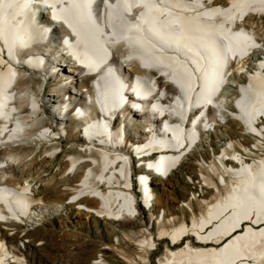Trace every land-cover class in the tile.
Listing matches in <instances>:
<instances>
[{"label":"bare ground","instance_id":"obj_1","mask_svg":"<svg viewBox=\"0 0 264 264\" xmlns=\"http://www.w3.org/2000/svg\"><path fill=\"white\" fill-rule=\"evenodd\" d=\"M222 1L0 0V235L6 241L0 239V264H27L30 249L46 243L35 244L31 230L73 206L116 225L142 223L144 254L133 264H149V248L167 238L173 243L157 264H264V122L255 125L264 114V59L248 71L255 50L264 51V0ZM247 72L230 109L225 92L236 74ZM129 96L137 110L128 112L125 131L133 121H144L145 128L134 131L138 141L129 145L126 137L122 145L113 115L119 98ZM77 100L84 104L79 118L91 142L79 151H58L62 132L73 138L68 122L78 124L70 115ZM96 113L98 119H91ZM220 117L225 125L228 118L244 123L256 142L245 146L232 139L222 154L201 162L200 189L183 201L191 222L154 234L149 219L159 225L167 213L152 209L159 202L149 179L170 178L197 138L207 142L205 136L219 131ZM147 127L153 134L144 138ZM65 151V162L49 172ZM150 151L160 158L146 159L151 172H138L145 183L135 192L133 153ZM45 154L51 158L38 161ZM233 158L239 163L228 160ZM59 178L70 201H49L39 191V183ZM204 186L216 189L215 197L204 195L206 208L197 215L193 200L206 192ZM150 202L147 212L143 203ZM186 237L194 240L174 247Z\"/></svg>","mask_w":264,"mask_h":264},{"label":"rangeland","instance_id":"obj_2","mask_svg":"<svg viewBox=\"0 0 264 264\" xmlns=\"http://www.w3.org/2000/svg\"><path fill=\"white\" fill-rule=\"evenodd\" d=\"M222 3L226 4L227 0H223ZM262 41L264 42V39H262L261 42ZM252 57L253 58H251L248 63L249 72L255 71L259 59H264V51L255 50ZM249 72L243 73L242 75L236 74L234 80L231 81V86L225 92L228 97V108L234 109V98L240 93L237 85L246 83L249 80ZM51 81L52 83H55L54 79ZM220 118H222V120L224 119L223 117ZM72 120L73 119H70L68 124H72L70 125L71 127H69V130L70 134H73H71L73 138L71 140H66L65 137H63L61 141L59 140L60 142L58 141V143H55L60 145L57 149L58 151L60 149H69V152L71 153L72 151H79L82 149L81 144H87L85 139L81 136L80 121L77 120L78 124L75 125V122H72ZM228 120V124L225 125L226 123H223V126L218 132L212 131L209 137L205 136L204 138L207 142H201L200 145L198 144L197 148L191 152L192 154L188 155L187 161L184 165L180 169L175 170L170 178H155L153 180V189L156 193V199H158L159 202L155 205L154 212H163V209H165L167 213V220L159 225H156L149 219L154 234H156V231L161 227L171 229L182 220L191 222L193 214L188 208L183 206V201L186 200V198L188 199L187 194L190 193L193 188L200 189L199 185L202 183H199L197 179L200 178L201 180V162L208 160L209 163L215 157L216 153L222 154L225 144L232 139L239 141L243 145L246 142L245 146H252L254 142H256V137L252 134L250 135V132H248L244 123L232 118H228ZM131 124H129V127L127 128V133L131 139H138V136H135L136 134L134 131H136V129H138L137 131L144 129L145 123L144 121H133ZM240 146L239 143L236 144L237 150L243 149L242 146ZM67 154L68 151L62 152L59 158L53 161V167L49 172L56 170L58 164H63L65 162L64 160L68 158ZM42 158L50 159L51 156L48 154L39 156L38 161ZM65 170L66 168L63 172ZM178 171L180 172L178 173ZM83 172L84 171H82L80 175L72 178L71 183L77 182ZM189 175L194 177V182L190 180ZM61 176L62 174L59 175V177ZM62 183L63 181H61V179L51 185L39 183V191L49 201L60 199L70 201V199H68L69 193L61 191V189L64 188ZM204 187L205 188L202 192H205V190L206 192L199 196V199L193 200V211L197 215H200L206 208L204 201H200L202 197L205 195L203 198L208 201L211 199L213 200L215 197L214 194L216 189L207 188V186ZM134 191L136 192V190ZM223 194H226V190H223ZM85 201L89 204H95V201L88 199H85ZM171 214L176 216L175 221L172 220V216H170ZM146 216H148V213H145V217ZM168 216H170V222ZM145 217L143 214V219L146 221L148 217ZM116 224L115 221L112 222L111 220L99 218L96 215H89L85 212L80 213L74 206L69 207L65 212L55 214L48 218L44 226L31 230L30 236L31 239L36 241H34L35 244H40L42 239H44L46 243L33 246L30 249V254L27 255V264H99L98 260L100 259V255H102L106 264H133L134 258L138 257L140 254H144L140 251L141 246L139 242L140 238L145 235L143 234L144 226L139 222L137 224H133L132 222H128L127 224ZM45 230L51 233L50 237L45 235ZM188 238L194 240L192 237H186L174 247L180 246V244H186ZM170 242L173 243L168 238L158 242L157 249L150 251L148 255L151 262L149 264L158 263H156V258L165 255L166 248Z\"/></svg>","mask_w":264,"mask_h":264},{"label":"built area","instance_id":"obj_3","mask_svg":"<svg viewBox=\"0 0 264 264\" xmlns=\"http://www.w3.org/2000/svg\"><path fill=\"white\" fill-rule=\"evenodd\" d=\"M156 249H157V245H154L153 248H149L150 251H152V250H156ZM159 258H160V256H158V257L156 258V262H158ZM150 263H151V262H150ZM140 264H144V263H140Z\"/></svg>","mask_w":264,"mask_h":264}]
</instances>
